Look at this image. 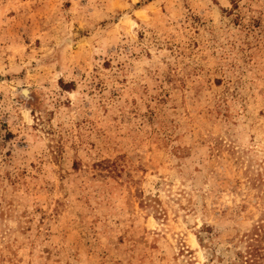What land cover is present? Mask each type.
<instances>
[{
    "label": "rangeland",
    "instance_id": "obj_1",
    "mask_svg": "<svg viewBox=\"0 0 264 264\" xmlns=\"http://www.w3.org/2000/svg\"><path fill=\"white\" fill-rule=\"evenodd\" d=\"M0 264H264V0H0Z\"/></svg>",
    "mask_w": 264,
    "mask_h": 264
}]
</instances>
